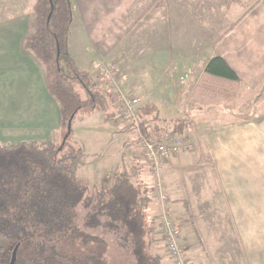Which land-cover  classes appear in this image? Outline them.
Returning <instances> with one entry per match:
<instances>
[{"label": "rangeland", "instance_id": "374dc122", "mask_svg": "<svg viewBox=\"0 0 264 264\" xmlns=\"http://www.w3.org/2000/svg\"><path fill=\"white\" fill-rule=\"evenodd\" d=\"M71 1L73 23L75 19V23L80 25L75 29L76 33L80 32L82 26H85V20L90 23L97 17L92 28H89V31H93V41L96 42L95 52L98 53V58L100 57L94 65L98 72L94 75V79L91 77L92 82L109 96L111 108L116 113L113 123L122 132L132 134L128 141L131 147L121 149L125 154V165L118 170V173L130 175L138 187L148 192L149 198V193L152 191L158 203V212L156 210L152 212L153 207L150 208V205L146 212L149 228L148 240L151 241L150 251L154 254L156 248L162 247L171 257L173 264L175 263L158 220L162 209L157 188L160 182L168 197L166 206L170 217L182 228V243L187 248L186 250L190 251L189 256L186 253L189 264H192L193 260L191 258L192 261H190L188 257L196 258L197 254L198 258H201L200 262L204 261V252L203 254L197 253V247L189 246L183 237L185 229L186 232L188 230L194 233L195 214L193 213L192 217L189 216L190 218L184 215L182 217L173 210L178 206L173 207L174 201L168 195L166 187L169 183L172 188H176V184L173 186V180H176V177L173 173L168 174L164 170L171 167L177 158L182 157L186 165L185 170L179 172L180 178L187 182L186 185L190 187L193 199L195 202L198 201L201 210L216 211L226 205L217 181L206 132L214 125L242 124L263 119L264 78L256 86L241 83L236 87H228L227 90L222 91V88L217 87L214 92H209L210 90L205 92L200 89L204 81L202 72L208 59L214 55L218 41L230 31L234 29L236 31H264V0H116L104 7L101 3L95 2L96 0H86L87 12L81 10L80 0ZM34 3L35 0H0V16L6 18L10 15H20L26 21L33 23L34 29L35 14H32ZM75 36L76 48L78 47V50L84 53V45L81 43L83 38L78 34ZM245 44L247 48L257 47L261 50L260 52H264L263 39L258 43L257 40L248 38ZM255 61L251 57V63H244L247 68L248 66L252 68ZM104 67L113 70L116 81L122 89V95L126 99H139L137 93L143 87L144 90H150V83L155 81L151 79L152 68H154L152 70H158L159 74L164 76V80L170 79L173 85L171 91L167 86L164 87L165 97L160 106L162 111H167L172 116L178 114L181 116L163 121L161 119L160 121L158 116L154 117L158 118L159 128H164L158 132L157 137L163 132L175 130L177 133L189 136L195 148L191 152L176 155L165 165L160 172V180L143 161L138 131L120 118V100L118 97L113 98L111 96L113 91L106 90L104 87L100 73ZM126 74H129L132 80V85L128 87L124 86ZM261 74L264 77V71ZM191 77L195 80L192 81ZM142 80H146L147 83L141 85ZM173 81L176 82L173 83ZM195 82L197 86L190 95L191 89H188V83H192L190 84L192 86ZM77 90L83 98H86L82 89L77 87ZM177 90L180 92L177 93ZM172 91L173 93L169 94ZM121 100H123L122 97ZM201 112L204 115H201ZM83 119L89 120V116L79 114L73 125L77 127ZM62 133L64 139V132ZM150 133H145L140 128L142 137L153 140L154 137L151 139V135L154 134ZM116 149L114 147L111 150L109 159L114 158ZM137 166L140 169L141 167L149 169L147 181L152 180L151 188H148L150 186L143 181L137 170L135 171ZM91 169L92 167L89 169L90 172ZM113 173L111 172L109 176L112 188L116 184V176ZM80 183L88 189V196L92 197L94 193L92 183L83 179H80ZM185 205L188 206V203L185 202ZM88 212L83 206L73 211L74 222L81 237L74 238L71 235L55 237L49 245V248H54H50L46 254L39 255L36 260L29 261L28 264H136L130 242L126 238V231L118 221L105 223L107 220L103 219L102 225L86 228L85 219ZM85 236L96 238L97 241H86L83 239Z\"/></svg>", "mask_w": 264, "mask_h": 264}, {"label": "crops", "instance_id": "0c3cea01", "mask_svg": "<svg viewBox=\"0 0 264 264\" xmlns=\"http://www.w3.org/2000/svg\"><path fill=\"white\" fill-rule=\"evenodd\" d=\"M114 1L116 0L95 2L104 7ZM87 5L86 0H80L82 11L87 12ZM94 20L90 23L85 20V26L76 33L75 29L80 25L75 23L74 19L69 35L70 55L78 68L93 79L98 72L94 65L100 58L95 52L93 31H89L95 23ZM238 31L234 29L218 41L215 53L204 65L202 73L208 62L219 56L226 61L242 83L248 86L259 85L264 78L261 74L264 71V52H260L257 47H245V41L253 38L259 43L261 39L264 40V31ZM31 32L33 23L26 21L22 16H0V144L4 146L23 142L58 144L63 139L60 108L48 91L45 68L25 49V41ZM77 34L83 38L81 43L84 45V53L76 48ZM251 57L256 61L252 68H247L245 63H249ZM152 69L151 79L155 81L150 83V90H144L143 87L137 93L141 100L139 112L142 120H151L157 116L162 121L180 117L181 114L172 116L167 111H162L160 103L165 97L163 89L167 86L171 91L173 85L170 79L164 80L158 70ZM130 77L126 74L125 87L132 85ZM191 80H195L194 77H191ZM145 83L146 80L141 81V85ZM190 84L192 83H188V89H191L192 95L197 84ZM178 92L180 91L177 90ZM171 93L173 91L169 92ZM200 114L204 115L203 112ZM83 115L89 116V120L83 119L77 127H72V139L84 154L78 176L86 182L90 181L94 186L93 191L109 190L112 188L110 173L114 172L116 176L118 170L125 165V154L121 149L131 147L128 141L132 134L122 132L99 112ZM77 118L78 115L74 120ZM206 137L217 181L224 196V207L216 211L201 210L198 201H194L187 182L180 178L179 172L185 170L186 165L182 157L177 158L171 167L164 170L176 177V180H173V186L176 184V188H172L169 183L166 187L168 195L174 201L173 207L178 206L173 210L182 217H192L193 213L195 214L194 233L188 230L186 232L185 229L183 237L189 246L197 247V253L204 252L205 260L200 262L198 254L196 258L190 256L188 259L193 260L192 264H264V118L250 123L214 125L206 132ZM114 147L117 148L114 158L109 159ZM136 170L150 186L148 188H151L152 180L147 181L149 169H140L137 166ZM150 176L153 178L152 174ZM181 185L182 187H179ZM149 194L152 200L150 208L153 207L152 212H158L155 194L152 191ZM187 253L189 256L190 251L187 250ZM154 254L161 258L162 264H173L171 257L162 247L156 248Z\"/></svg>", "mask_w": 264, "mask_h": 264}, {"label": "trees", "instance_id": "16d2710c", "mask_svg": "<svg viewBox=\"0 0 264 264\" xmlns=\"http://www.w3.org/2000/svg\"><path fill=\"white\" fill-rule=\"evenodd\" d=\"M34 29L25 41V49L44 66L48 91L58 103L64 137L68 123L79 114L101 113L113 123L116 113L109 96L82 72L69 53V35L73 22L71 0H35ZM200 89L214 92L218 87L241 85V80L226 61L212 58L203 73ZM77 87L86 95L83 98ZM226 87V88H224ZM224 93V92H222ZM158 118L142 120L141 128L157 137L164 130ZM66 131V132H65ZM84 154L72 139L65 143L23 142L0 144V264H28L46 254L55 237H81L73 218L80 206L88 210L86 228L118 223L125 229L136 264H162L150 251L147 209L151 203L144 191L127 173L116 175L113 188L93 191L83 187L78 170ZM86 241H97L85 236Z\"/></svg>", "mask_w": 264, "mask_h": 264}, {"label": "built area", "instance_id": "2783aa9c", "mask_svg": "<svg viewBox=\"0 0 264 264\" xmlns=\"http://www.w3.org/2000/svg\"><path fill=\"white\" fill-rule=\"evenodd\" d=\"M102 82L106 90H111L113 98L118 97L121 104L120 118L135 127L140 136V146L143 153L144 163L153 170L156 178L160 180V172L176 155L183 152H191L195 148L192 139L187 135L177 133V131L163 132L153 140L144 138L140 134L142 118L139 110L141 102L139 99L128 98L122 95V89L116 81V75L112 69L104 67L101 69ZM121 97L123 100H121ZM161 198L162 209L158 216L160 228L169 252L174 259V264H189L186 253L187 248L182 243V228L177 224L167 210V195L165 194L160 182L157 186Z\"/></svg>", "mask_w": 264, "mask_h": 264}, {"label": "water", "instance_id": "95a60500", "mask_svg": "<svg viewBox=\"0 0 264 264\" xmlns=\"http://www.w3.org/2000/svg\"><path fill=\"white\" fill-rule=\"evenodd\" d=\"M75 117H72L71 120L68 123V128H67V134L65 135L64 139H63V143H65L67 141V139L69 138L70 134L72 133V127H73V120ZM11 264H15V258L13 259V261L11 262Z\"/></svg>", "mask_w": 264, "mask_h": 264}]
</instances>
